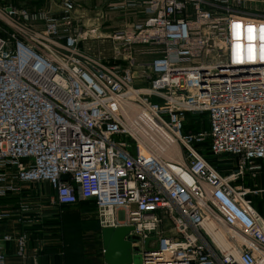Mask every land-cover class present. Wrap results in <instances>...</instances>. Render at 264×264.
Listing matches in <instances>:
<instances>
[{
	"label": "built area",
	"instance_id": "2783aa9c",
	"mask_svg": "<svg viewBox=\"0 0 264 264\" xmlns=\"http://www.w3.org/2000/svg\"><path fill=\"white\" fill-rule=\"evenodd\" d=\"M240 3L129 0L145 18L117 31L106 57L82 47L75 0L39 12L0 0V199L46 180L61 206L94 201L102 228L133 227L140 264H264L250 197L264 190L196 147L208 137L215 156L264 158V15ZM124 103L153 114L181 161L144 148ZM186 113L206 114L209 130L184 133Z\"/></svg>",
	"mask_w": 264,
	"mask_h": 264
},
{
	"label": "crops",
	"instance_id": "0c3cea01",
	"mask_svg": "<svg viewBox=\"0 0 264 264\" xmlns=\"http://www.w3.org/2000/svg\"><path fill=\"white\" fill-rule=\"evenodd\" d=\"M128 1L105 0V5L113 12L122 11L126 9L122 5ZM75 2L78 6L77 16H80L87 8L81 1ZM134 12L141 19L126 24L117 31L145 18L143 13ZM127 19L124 17L122 22ZM95 29H98L97 34L90 35L85 31L89 36H85L82 47L92 50V45L105 44L109 47L108 54H111L117 42V31L111 33L107 27L102 31L101 26ZM216 161H225L219 164L224 175H230L243 167L244 174L237 181L238 185L251 191L264 190V158L243 166L241 159L234 155H222ZM250 197L254 205L264 213V194H251ZM55 198L51 183L41 180L25 183L21 192L10 193L0 199V210L8 215L0 221V255L5 257L6 264L105 263L103 228L99 224L95 203L91 200H79L75 204L61 206L56 203ZM63 214L69 219H78L79 223L64 225Z\"/></svg>",
	"mask_w": 264,
	"mask_h": 264
},
{
	"label": "rangeland",
	"instance_id": "374dc122",
	"mask_svg": "<svg viewBox=\"0 0 264 264\" xmlns=\"http://www.w3.org/2000/svg\"><path fill=\"white\" fill-rule=\"evenodd\" d=\"M49 1L50 0H10L11 3L16 4L19 6V8H28L30 11L34 12H39V11H44L46 8H49ZM83 3V5L87 8L84 9V12H82V15H84V30L85 31H90L93 30L97 27L101 26V30L104 31L105 28L107 27L108 30L111 31V33L125 27L126 24H131L136 22L137 20H140L141 17H138L139 14H136L134 11L130 10V9H124L122 11H116L113 12L111 11L106 5H105V0H79ZM242 3H240L239 5V9H241L242 11L248 13L251 12L252 14H255L256 16H262L264 15V0H241ZM81 3V4H82ZM26 6V7H25ZM90 11H89V10ZM87 10V11H86ZM113 13L112 15L110 13ZM124 17L128 18L126 21L122 22ZM101 31V32H102ZM90 41V39H89ZM94 41V39H93ZM92 41V42H93ZM88 43V42H87ZM91 44V43H89ZM92 50L91 52L94 53H101L103 56L108 57V46L104 44H95L92 45ZM112 59H108V61H111ZM124 105H126L125 107L127 108H134L133 105L131 104H123L122 105V112L124 113V115L126 116L127 119V123H128V127H130L131 123H135V121L132 120V118H130V115L127 116L128 114L125 113L124 110ZM135 110H137L136 108H134ZM138 111V110H137ZM135 119V118H134ZM185 132L188 133H192V134H199L202 133L204 131H208L209 130V121L208 118L205 114H192V113H186L185 114ZM137 125V124H136ZM132 135H136L133 132H131ZM144 135H146V132H143ZM187 134V133H186ZM138 136L141 140H143L142 137ZM171 136V135H170ZM130 137V136H129ZM135 137V136H134ZM147 139H149V137L146 135ZM209 138L207 137L205 142H204V149L206 151L205 153V157L210 161H212V163L215 166H220L219 164H223L225 161H216L217 158L221 157V156H215L211 153H209ZM181 152L183 153V151L181 150ZM180 156V155H179ZM166 159H169L167 157H165ZM172 160V159H169ZM172 161H176V159H173ZM216 161V162H214ZM228 167V166H227ZM137 259L140 262V255L138 253H136Z\"/></svg>",
	"mask_w": 264,
	"mask_h": 264
},
{
	"label": "bare ground",
	"instance_id": "6f19581e",
	"mask_svg": "<svg viewBox=\"0 0 264 264\" xmlns=\"http://www.w3.org/2000/svg\"><path fill=\"white\" fill-rule=\"evenodd\" d=\"M125 106L126 105L123 106L125 113L128 114L127 116L130 115V118H132L137 124L131 123V128H128L131 132L143 138L144 148L151 147L155 149L160 156L181 161V156H179L180 150L175 144L174 138L159 126L149 110L141 109L140 107L133 105V107L138 110L137 111L134 108H127ZM143 132H146L145 134L149 139H147Z\"/></svg>",
	"mask_w": 264,
	"mask_h": 264
},
{
	"label": "water",
	"instance_id": "95a60500",
	"mask_svg": "<svg viewBox=\"0 0 264 264\" xmlns=\"http://www.w3.org/2000/svg\"><path fill=\"white\" fill-rule=\"evenodd\" d=\"M133 227H119V228H103V246H104V261L105 264H140L137 256L133 253L138 251V247H134L132 243L126 238ZM134 239L139 237L134 235ZM151 239H146V246Z\"/></svg>",
	"mask_w": 264,
	"mask_h": 264
},
{
	"label": "trees",
	"instance_id": "16d2710c",
	"mask_svg": "<svg viewBox=\"0 0 264 264\" xmlns=\"http://www.w3.org/2000/svg\"><path fill=\"white\" fill-rule=\"evenodd\" d=\"M206 115V114H205ZM207 116V115H206ZM208 118V117H207ZM184 127H185V124H184ZM183 131H185V128L183 129ZM185 133H188V132H185ZM209 143H210V140H209ZM196 147L198 148V150L201 152V154L205 157V153H206V151H205V149H204V142L203 143H198V144H196ZM209 153H211L212 154V152L210 151V146H209ZM206 158V157H205ZM206 160H208L207 158H206ZM209 161V160H208ZM210 163H212V161H211V159H210V161H209ZM214 162H216V161H214ZM213 164V163H212ZM214 165V164H213ZM215 166V165H214ZM217 167V169L220 171V172H222L221 171V169H220V167L219 166H216ZM94 202V201H93ZM95 203V202H94ZM96 205V204H95ZM64 206V205H63ZM62 223L64 224V225H69V224H78L79 223V220L78 219H69V218H67V216L66 215H64L63 214V216H62ZM102 264H105V263H102Z\"/></svg>",
	"mask_w": 264,
	"mask_h": 264
}]
</instances>
